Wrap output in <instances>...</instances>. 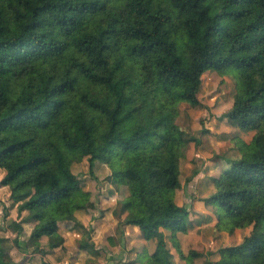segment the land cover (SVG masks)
<instances>
[{
  "label": "trees",
  "instance_id": "16d2710c",
  "mask_svg": "<svg viewBox=\"0 0 264 264\" xmlns=\"http://www.w3.org/2000/svg\"><path fill=\"white\" fill-rule=\"evenodd\" d=\"M206 73L234 78L224 117L255 132L234 138L239 156L212 176L206 198L218 208L215 230L248 232L209 264H264V0H0V185L22 217L9 227L34 223L26 244L16 240L21 250L33 246L40 264L68 255L59 223L80 226L74 214L96 206L73 171L87 159L91 173L104 163L126 188L111 246L135 225L148 241L159 235L136 263L174 264L171 242L196 264L205 254H185L177 236L190 213L176 199L190 141L177 118L183 102L201 104ZM6 239L0 264H19Z\"/></svg>",
  "mask_w": 264,
  "mask_h": 264
},
{
  "label": "rangeland",
  "instance_id": "374dc122",
  "mask_svg": "<svg viewBox=\"0 0 264 264\" xmlns=\"http://www.w3.org/2000/svg\"><path fill=\"white\" fill-rule=\"evenodd\" d=\"M223 77L224 76L211 73L204 74L202 77L201 89L198 93L201 104L198 106H191L183 102L180 106L181 113L177 118V123L186 131V136L190 140L185 149V156L181 164L183 186L178 190L176 197L180 204L185 203L190 209L188 227L192 218L195 217L198 219L200 217L197 216L199 211H206L209 214V222L212 220L216 221L218 217V208L214 204L206 202V198L212 196L215 192L212 176L217 170L225 167L228 157L233 158L239 156L234 138L237 136L246 141H250L255 133L254 131H243L231 127L228 124L224 114L232 107L235 83L232 76L226 75L224 78ZM93 170L94 172L91 173L87 159L80 163H76L73 168V171L79 176L83 188L91 192V197L95 201V208L78 211L80 217L84 221H88L87 224H83V228H79L73 221L69 226L63 225L62 230L59 232L61 236L64 235L63 238L67 236V241L76 243V246L72 245L74 247L71 249L72 252H74V250L77 251L75 247L78 245L80 246L83 242H87L88 244L94 242L93 249H90L93 251L80 256V258H82L80 260L82 264H101L107 256V250L104 246L111 252L115 251L114 248L112 251L108 241V237L113 234L115 235L116 232V224H114L116 220L111 215V210L118 209L119 200L126 196V188L121 187L117 189V187L109 181L111 170L106 164L98 163ZM193 170H197L198 173L192 177L188 184H185ZM1 171L0 179L2 176ZM203 171H205L204 173L206 175L202 179H199L201 187L200 190L197 191L196 186L191 185V181ZM197 183L198 182L194 184ZM1 187L0 185V188ZM116 190L120 193V196L118 195L117 198L116 194L113 196ZM193 200H199L200 204L198 208L195 206L193 212H191ZM11 209L12 203L10 201V196L0 190V222L3 227V229L0 230V234L7 238L4 242V246L10 249L14 260L19 264H40L41 255L38 251H33L32 253L36 254H33L30 258L23 255L25 252L21 250V247L17 243L18 241H22L24 244L27 243L23 236H19L21 230L9 229L8 224L12 222ZM191 226L189 227L190 229L187 230L188 232L193 230V225ZM107 230H111V234H105L104 232ZM69 231L73 234L76 232V237L74 238V235ZM93 232H95L96 242L93 240ZM247 232L248 230L246 229L237 230L235 236H233L226 232H219L218 230H212L210 228L207 235L199 233V238L196 242V244H198L197 247L200 246V249H202L205 254L207 252L208 255L201 257V259H196L195 263L209 264L210 260H214L215 257L218 256L216 253L219 246H229L234 242H238ZM189 236L184 235V233L181 235L182 244L180 243V246L183 245L184 250H187L188 244H186V239L190 238ZM16 240L18 241L16 242ZM169 246L174 252V258L172 257V259L175 260V257L178 256L176 249L172 246L171 242H169ZM27 248L30 249L34 247L28 245ZM14 250L18 252L16 253ZM127 251L128 249L125 248V251H120V253H126ZM132 251L133 249L130 250V252ZM71 258L73 259V256ZM68 260L70 261L71 259ZM129 260L130 258H127L125 254V261H121L119 264L129 262ZM177 261V264H183L184 262V260L178 257ZM187 261L188 260H186V262ZM176 263L174 261V264Z\"/></svg>",
  "mask_w": 264,
  "mask_h": 264
},
{
  "label": "crops",
  "instance_id": "0c3cea01",
  "mask_svg": "<svg viewBox=\"0 0 264 264\" xmlns=\"http://www.w3.org/2000/svg\"><path fill=\"white\" fill-rule=\"evenodd\" d=\"M0 171H1V169H0ZM3 171H1V173H2ZM205 171H203V172H200L199 173V175H197L191 182V185L192 186H196V190L197 191H199L200 190V184H199V179H202L206 174L204 173ZM194 181H196V182H198L197 184H194V183H196V182H194ZM213 183V182H212ZM0 190H2L3 192H5V193H7V195H9L10 196V193H9V188L7 187V186H2L1 188H0ZM120 191V190H119ZM177 193H178V191H177ZM115 194H116V198L118 197V195L120 196V193H118V191L116 190V192L114 193V195L113 196H115ZM191 196H192V194H191ZM193 197V196H192ZM125 198V197H124ZM123 198V199H124ZM201 199V198H200ZM199 199V200H200ZM121 200V199H120ZM119 200V201H120ZM199 200H193V203H192V210H191V212H193V209L195 208V206L198 208V205L200 204V201ZM112 212H111V215L115 218V220H116V222H114V224H116V228H117V226L119 225V222H120V220H121V217H119V211L117 210V209H113V210H111ZM25 215V214H24ZM116 215V216H115ZM74 216H75V218H76V220H77V222H79V224H80V226H78L79 228L82 226V228H83V226L84 225H86L87 224V222L88 221H84L81 217H80V215H79V212L77 211L75 214H74ZM197 216H200L198 219L197 218H192V220H190L191 222H190V224H189V227L191 226V225H193V230L192 231H190V232H188V231H185V232H178L177 233V236H178V238H179V241H180V243L182 244V241H181V235H182V233H184V235H188L189 236V233H190V238H188V239H186V244H188L187 245V250H184V248H183V245H181L182 246V250H183V252L185 253V254H188V252H189V250H191V249H194V250H197V251H199V252H202V253H204L203 251H202V249H200L201 247L200 246H198L197 247V245L198 244H196V242H197V240H198V238H199V236H198V234L199 233H203V235H207L208 234V232H209V229L211 228L212 230H215V224H216V221H214V220H212L211 222H209L210 221V218H209V214L206 212V211H199V213H197ZM204 216H207V217H204ZM214 217V216H213ZM11 219L12 220H21L22 219V217H18V211H17V208L16 207H13L12 206V209H11ZM82 219V220H81ZM73 223V220H69V221H62V222H60L59 223V232L62 230V227H63V225H67V226H69V225H71ZM74 223H76V222H74ZM23 224V230L21 231V233H20V235L19 236H23L25 239H26V242H27V240H28V238H29V236H30V234H31V232H32V229H33V227H34V223H31V222H27V223H22ZM84 224V225H83ZM8 225H10V224H8ZM77 225V224H76ZM94 225V224H93ZM31 226V227H30ZM30 227V228H29ZM123 227V230L125 231V235H124V238H123V241H122V243H119V244H117V245H115V246H111V248H112V251H113V248L115 249V251H113V252H111V251H109V249H107V247H105L104 246V248L107 250V256L105 257L106 259L104 260V261H102V263L101 264H119L121 261H125V254H126V257L127 258H130V260H132V261H135V264H138V263H136V262H138L139 261V257L140 256H143L142 254H147V255H149V254H151V253H153L154 252V250H155V248H156V246H157V244H158V241H159V235H157V236H155L153 239H151V240H146L145 238H144V236H143V234H142V232H141V229L138 227V226H135V225H123L122 226ZM188 227V229H190ZM192 227V226H191ZM9 229L11 230L12 229V227H9ZM8 229V230H9ZM187 229V230H188ZM7 230V229H6ZM115 230V229H114ZM162 230V232H164L165 233V235H170V231H168V230H165V229H161ZM69 232H71V231H69ZM72 233V232H71ZM105 234H111V230H107V231H105L104 232ZM196 233H197V235H196ZM227 233V232H226ZM73 234V233H72ZM74 238L76 237V235H77V233L76 232H74ZM93 240L96 242L97 241V239H96V237H95V232H93ZM114 235V234H113ZM64 236V235H63ZM63 236H62V238H63ZM185 238V237H184ZM50 240V238H48V241ZM65 240V241H64ZM22 242V241H21ZM42 242V245L43 246H45V245H47V238H45L43 241H41ZM116 242H118V241H116ZM63 243H64V245L66 246V248H68L67 249V256L63 259V261H61V262H57L56 261V259H54V257L52 256V255H47L46 256V258L45 259H47V260H50V261H52L54 264H71V263H73V264H82L81 262H80V260L82 259V258H80V256H82V255H84V254H86V253H88V252H92L90 249H87V248H81V244H80V246L78 245L77 247H75L76 249H77V251L76 250H74V252H72V248H74L72 245H74V246H76V243H73V242H69V241H67V236H65V238H63ZM83 243H85V242H83ZM94 243V242H93ZM26 244V243H25ZM222 244V243H221ZM106 245H107V243H106ZM193 247H196V248H193ZM220 247V246H219ZM218 247V248H219ZM47 248V247H46ZM110 248V247H109ZM110 248V249H111ZM120 248H121V250H120ZM125 248H127L128 249V251L126 252V253H120V251H125ZM48 249V248H47ZM56 249H60V247L59 248H56ZM55 249V250H56ZM117 249V250H116ZM119 249V250H118ZM131 249H133V251L132 252H130V250ZM11 250H13V249H11ZM15 251V250H14ZM34 251V248H30L28 251H25V253H23V255H25L27 258H30V257H32L33 256V254H36V253H32ZM16 253L18 252V251H15ZM131 254H130V253ZM21 253V252H20ZM205 254V253H204ZM217 254V253H216ZM206 255H208L207 254V252H206V254L204 255V256H206ZM218 255V254H217ZM29 256V257H28ZM48 256H49V258H48ZM73 256V259L71 258ZM130 256V257H129ZM74 257H77V258H74ZM178 258H180L179 257V255L177 256ZM177 257H175V260H173L172 259V261H173V263H174V261H175V263L176 262H178L177 261ZM218 256H216L215 258H217ZM41 258H42V256H41ZM68 259H71L70 261L68 260ZM89 259V258H88ZM181 259V258H180ZM199 259H201V258H199ZM182 260V259H181ZM88 261V260H87ZM185 263V260H184V262H183V264ZM83 264H85V263H83ZM92 264H94V263H92ZM177 264V263H176Z\"/></svg>",
  "mask_w": 264,
  "mask_h": 264
}]
</instances>
